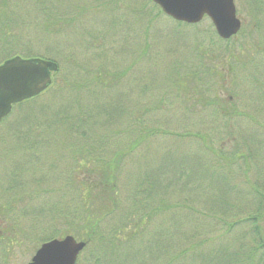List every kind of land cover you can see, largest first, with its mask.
<instances>
[{"label": "rangeland", "instance_id": "obj_1", "mask_svg": "<svg viewBox=\"0 0 264 264\" xmlns=\"http://www.w3.org/2000/svg\"><path fill=\"white\" fill-rule=\"evenodd\" d=\"M235 3L240 13L242 2ZM7 4L6 30L19 41L13 51L54 59L60 91L51 106L54 116L45 122L51 127L43 133L40 125L28 132L22 123L27 108L35 114L40 106L14 107L0 122V204L14 202L3 232L26 236L0 254V264H26L50 225L63 235L81 233L78 213L59 217L47 209L79 208L74 182L86 171L77 163L86 159L85 152L78 153L83 148L105 159L125 152L116 183L118 207L101 220L103 232L146 218L143 240L136 244L146 250L164 235L170 245L163 249L167 256L158 253L160 259L181 250L174 241L183 242V249L202 246L187 248L201 254L182 264H204L212 253L217 261L224 252L232 255L231 264H264L258 247L264 241L261 53L222 40L208 17L188 25L158 15L150 0ZM244 54L255 58L248 57L251 67L230 73L231 63ZM219 94V104L234 112L217 109ZM229 95L234 105L226 103ZM141 134L145 138L133 145ZM87 257V251L80 254L81 264Z\"/></svg>", "mask_w": 264, "mask_h": 264}, {"label": "trees", "instance_id": "obj_2", "mask_svg": "<svg viewBox=\"0 0 264 264\" xmlns=\"http://www.w3.org/2000/svg\"><path fill=\"white\" fill-rule=\"evenodd\" d=\"M7 1L8 0H0V6H2L0 9V63L11 56L18 54L15 53L13 50L16 48L19 41L18 39H16V37H13L6 30V28L9 26L4 22V19L6 18V10L8 5ZM153 6L156 8L158 15L161 14L160 9L156 5ZM27 55L28 54L25 52L21 53V56L23 57H41L55 61L54 59L47 58L41 55L40 56H36V55L27 56ZM57 71L52 74L53 76L52 84L43 93L39 94L34 98L20 102L14 106V107L22 106V105H28V106L34 105L35 107L40 106V109H38V111H40V124L36 121L39 112L36 110L35 114L34 113L31 114L32 110L29 108L26 109L29 110V112L27 111L28 113L24 115L23 117L24 120H22V123H24L25 121V128L28 130V132L31 131V128L35 132L39 131L38 127L40 125V134H41L43 133V129H49L51 127V125L46 124L45 122L50 121L54 116L50 112L51 106L54 103L53 101L60 91V84L57 82L55 78ZM215 102L219 103L218 96L217 99H215ZM205 104L208 105L209 103L205 102ZM217 109L222 112H225L224 111L225 109H229L233 112L235 111L234 109L227 108L224 105L217 107ZM215 111L217 110L215 109ZM30 118L32 119L34 118L33 121H30ZM144 138L145 135L141 134L139 136V139L134 141L133 145H137ZM80 151L81 153L84 152L86 153L85 156L86 159L77 160V163H82L83 165L82 167H84L86 171L83 172L82 177L79 180H75L74 182L76 184L75 185L76 192H78L79 201H80L79 208L75 207L74 209H68V208L59 207L58 210H56L55 212V207H53L47 210L52 211V214L58 215L59 217L63 214H66L69 211H72L71 213L72 215L77 213L79 214L80 216L79 220L80 223L82 224L81 233L79 232V235H77L76 234L78 233L76 232L77 230L76 231L64 230V232L65 234H71V235L73 234L75 238H79V240H83L86 242V246L81 252V253H85L86 251L88 252V257L86 258V260H84L86 261V264H104L105 262L107 264L109 262V260L107 259L108 257L109 259L113 260L118 264H182L185 257L192 255V257L194 256V258H197V255L201 254V253L195 254L193 252L186 250L187 248L202 247L200 244H199L200 246L198 244H196L197 246L196 245L194 246V244H192L193 246L184 247L185 249H183V247H181L183 242L175 243L174 241H172L171 245L173 247H180L181 250L175 253L173 256H170L166 260H163L164 256L168 255V252L163 249L164 248L168 249V246L170 245V242L166 243L163 241V239H165L163 235V239L160 237H156L154 238V240L148 243L146 250L149 251L150 256L145 257L144 251L146 250L141 251L140 247L136 243L137 240L140 241L143 240V235H142L143 226L146 222V218L145 219L140 218L135 223L126 222L123 225L114 227L112 231L110 230L103 232L101 220L104 218V216L111 215V213L118 207L119 200L117 198L116 183H117V177L121 170V163L125 155V152L118 150L116 152H113L112 154H109V158L105 159L100 156H97L95 152H93L95 154L91 153L90 149L86 150V148H83V150H79L78 153ZM9 177L11 180H13L11 182L18 183L19 180L18 176H15V174L10 173ZM252 189L254 191H257V189L254 187ZM9 190L11 191V188H8V192H10ZM12 204H14V202ZM12 204H8V203L0 204V215L6 217L9 214H11L12 206H13ZM66 215L64 220L69 219ZM54 219L55 216H52L51 221H54ZM59 230L60 229H58L55 225H50L46 230V232L48 231L49 232L40 238V243L57 236H62L63 232L61 233L59 232ZM10 232L13 231L10 230ZM127 233L129 234L127 235ZM25 238L26 236L21 237L19 235L17 236L16 234H12V235L7 234L4 235V237L1 236L0 239H2L1 241L2 243L0 247V254H3L5 251L7 252L9 248L12 247L11 246L12 242L21 244V242ZM133 239H136L135 243L133 242ZM258 247H260L264 251V241L258 242ZM89 248L90 249L92 248V250L90 251ZM134 250L136 251V253H139L140 255L135 254ZM162 251L164 256L162 257V259H160L162 255L158 253H161ZM214 256H217V254L212 253L211 255L208 256V257H212V259H207L205 257L204 264H231L232 262L231 261L232 255L229 253L224 252L223 256L225 259L219 257V259H216L217 261H214L215 259ZM193 260L195 261V259ZM81 261L80 258H78L77 264H81Z\"/></svg>", "mask_w": 264, "mask_h": 264}, {"label": "water", "instance_id": "obj_3", "mask_svg": "<svg viewBox=\"0 0 264 264\" xmlns=\"http://www.w3.org/2000/svg\"><path fill=\"white\" fill-rule=\"evenodd\" d=\"M161 12L177 22L196 24L207 16L221 39L235 35L240 21L233 0H150ZM56 62L39 57L15 55L0 64V120L12 105L30 99L46 90ZM86 243L71 235L52 238L40 244L27 264H75Z\"/></svg>", "mask_w": 264, "mask_h": 264}, {"label": "flooded vegetation", "instance_id": "obj_4", "mask_svg": "<svg viewBox=\"0 0 264 264\" xmlns=\"http://www.w3.org/2000/svg\"><path fill=\"white\" fill-rule=\"evenodd\" d=\"M235 1L236 0H233L234 7H235V14L240 21V28H239L237 34L234 37H232L231 39H229L228 42L233 41L234 43H236V46L238 48H243V52L244 51H247V52L252 51V52H255L256 54L261 53L260 54L261 56L259 58L263 59L264 58V38H262V36L264 35V16L262 15V12L264 9V0H240L242 2V9L240 10L241 11L240 13L238 12ZM243 2H244V4H243ZM242 12H244V14H247V17L249 18L248 20L246 18L242 17V15H241ZM258 16H260V17H258ZM240 33H243L244 37L243 38H236V36ZM253 33H256L255 38L252 37ZM241 51H242V49H241ZM248 57L252 60H255V58H253V57L251 58V56H248L247 54L240 56L241 59H239V60L236 59L231 63L230 73H233V70L235 72L236 69L241 70V69L250 68L251 65L246 63V62L251 63L250 60L248 61ZM235 82H236V80H235ZM255 82H256V79H255ZM258 85H260V83ZM254 87H255V85H254ZM257 88L261 89V87H257ZM220 96L221 95L219 94L218 101H222L219 98ZM233 101H234L233 97L231 95H229L228 99L226 100V103L229 105H234L235 102H233ZM221 105H219V103H216L217 107H220ZM229 108L232 109L233 107L232 108L229 107ZM8 218H9V216H6V217L1 216L0 217V219H1L0 220V238H1V236L4 237V235L7 234L3 231L9 229V227H10L9 223L7 222ZM2 239H0V247H1Z\"/></svg>", "mask_w": 264, "mask_h": 264}]
</instances>
